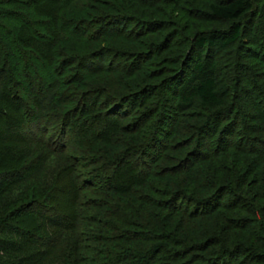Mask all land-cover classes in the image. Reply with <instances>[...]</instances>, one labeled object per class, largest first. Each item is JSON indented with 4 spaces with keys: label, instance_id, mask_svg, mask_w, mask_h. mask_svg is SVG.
Returning a JSON list of instances; mask_svg holds the SVG:
<instances>
[{
    "label": "rangeland",
    "instance_id": "rangeland-1",
    "mask_svg": "<svg viewBox=\"0 0 264 264\" xmlns=\"http://www.w3.org/2000/svg\"><path fill=\"white\" fill-rule=\"evenodd\" d=\"M144 1L145 7L148 6V11L146 13H139L137 10H126V8L122 7L123 5L127 6L128 0H116L117 10L122 11L124 8V14H128L132 21L135 20L138 22L136 26L134 23L130 22V26L128 27L130 28L129 30L132 28V36L129 37H132L133 40L128 41L126 40L127 38L112 39L110 35V39L105 41L106 39L96 32L94 34L96 37L74 40L68 38L65 43V46L78 47V49L81 50L79 54L82 55L86 53L83 56L88 55V51L95 53V51L114 47L113 49L118 50L122 57H126L123 63L128 62L127 58L129 55L139 57V59L143 57V59H141V64H137V66L135 64L130 72H128V76L126 74L128 79H126L124 73L119 70V66L116 67L115 63L112 62L113 58L111 61L106 62V60L109 59V56H106L104 60L108 67H105L103 64L102 70L99 71V69H96L98 72L86 73V77L83 81L84 85H80L78 83L81 81V78H83V71L88 69V66L86 63L75 62L74 55L66 51H62V58L64 57V59L60 61V63L56 62V49L59 48V46L56 49L50 47L51 51L47 53L49 58L47 61H54L52 65L48 63L51 67L53 66L52 68L62 69V75L59 79L63 85L60 88H56L57 86H54V83L51 84L55 76L53 72L49 70V65H42V73L41 70L37 68L38 62L34 59L38 56L36 51L33 53L35 57H27V65L22 64L17 70L21 72L25 71L26 74L29 73L31 76L33 72L43 75L45 84H42L43 82L40 84L37 83L38 87L36 88V92L38 94L45 93L51 97L52 93L57 94L58 90H60V92L64 91L68 96L75 94L77 100L66 104V110L70 109V112H73L68 116L65 122L63 121V117L57 120V115L61 116L63 110L61 105H57V103L52 100L53 106L47 109L48 112L46 110L42 114L40 112V107L34 105V112L41 113L42 115L33 116L26 125L23 124L21 127L17 126L19 132L13 130V132L7 133V137H12L22 148L25 147L26 153L31 156L26 160L27 164H30V166L24 170L25 174L27 172L30 174L37 172L41 177L48 174L49 180L56 181L58 177L60 182L56 184V188L59 190L57 191L54 186L48 188V185L43 186V184L37 181L33 182L26 178L19 181V185L14 186V191H12L10 197L5 196L1 199L3 201L9 199L11 205L17 206L16 208L18 210L20 209V211L23 210V212H25L24 214H32L35 217H33V224H35V227L39 224L40 228H44V232H42L45 240L52 243V247H55L54 252H58L59 254L64 244H70L72 247L73 243L77 241V250L79 247L82 249L80 253H77L76 257L80 264H89L90 258L96 256L93 250L101 248L99 247L101 244L97 242H100L99 240H101L102 237L109 236L111 238L118 234L117 231L114 232L112 229H108L110 227H104L106 225H104V223L108 222L109 219L105 216L99 217L96 215L94 211L97 212V209L91 207L89 203L96 198V200H98V198L104 199V197L100 195L96 197L90 195L91 193L89 191L80 188H84L83 183L81 181L78 182V179L84 180V174L86 176L87 174L88 176L93 175V178H95L97 174L102 172L103 167L107 164L106 160L102 161V156L105 155L104 152L101 153L97 151L94 153L91 148H95L96 146L103 147L106 146V144L113 145L112 147L115 146V151L120 152L121 158H119L118 162L115 161L116 165L110 169L111 171L108 175L111 176L114 174L113 176L118 178L123 174V171L127 169V177L121 181L129 184V188L132 189V191H136L135 194L140 193L144 196L152 194V196H156V191L152 189L149 190L148 187L145 189V186L140 183V181L144 179L141 168L142 170L145 169L144 166L147 164V170L150 172L157 171L159 174H162L164 167L167 168L172 165V157L175 155L178 154L185 159L189 157V155L193 157L196 153H200L196 155L203 157L207 155V150L214 147L217 143V141H211L213 140V133L203 130V126L212 119L210 112L201 111L202 113L200 112L201 114L199 115H197V113H195V115L190 114V112L185 113L179 117V120L176 118L178 115L177 113L175 114L176 116L170 119V126L168 127L169 132L166 137L167 141L162 140L161 143L156 146L153 150L154 155H152L151 158L148 157L145 159L143 164H140V167L132 163L122 165L123 160L130 162L134 159L133 155H131V151H133L134 148L130 145L129 140L133 134H136L140 125L141 131L148 132L150 124L157 118H161L163 112L165 113L168 111L165 110L166 107L167 109H173V105L178 100L179 86L182 91L191 83L193 75L189 63L191 60H194V57H189L188 60L187 56L191 53L193 38L195 39L196 36L213 32L215 37H218V40L215 42L216 45L221 46L223 40L221 37L222 34L219 32L229 29L231 25V23L216 21L209 14V5L218 0ZM252 2L254 4V11L252 15H250V19L252 20L251 23L253 22L254 24L252 25V32L250 30L245 31V37L243 38L245 48L250 46L252 40L259 41V43L261 40L264 41V0H252ZM34 6L37 13L35 18L45 22L46 25L45 27L41 24L38 26L36 25V28L40 29L45 35L42 36L38 34V42H35V44H41V42L45 40L46 44L48 43V47L51 46L50 44L54 45L56 39L58 40V35H55L52 30L60 26L63 19L75 20L77 24L83 23L82 25L86 26L93 21L91 13L95 14L99 11H94V8L97 9V7H100L99 0H38L36 3L34 2ZM138 7L140 9L144 8L139 5ZM21 9L28 15L32 10H28L24 7H21ZM112 11L111 9L108 12ZM96 15H100V13L98 12ZM16 20L17 23H12V26L16 28L17 35L20 36V32H23L24 42L25 38L28 37L26 41L30 43L33 40L30 35L31 31L36 28H31L28 24L29 22L24 19L17 17ZM155 21L156 23L160 22L161 25L155 29L150 28L149 23H155ZM143 24H147V26L141 27ZM244 24L249 26L247 20ZM128 28L124 29V32L128 30ZM255 31H258V33ZM45 36H47V39H45ZM20 38L22 37L20 36ZM26 44L27 43H25V45ZM4 47L9 51V44L0 45L3 52L5 51ZM30 48H33V50L36 49V47L32 45ZM67 50L70 51V49ZM219 54H221L220 59ZM191 56H193V54H191ZM100 58L103 57L101 56ZM215 59L221 60L222 72L220 75L229 80L230 87L233 90L232 92L236 91L237 94L236 95L234 92V98L228 97V108L230 110L228 109L229 113H227V119L230 117V122L239 119V127L236 128L237 133L234 135L233 140L242 137L246 139V136L249 138H260V134L257 133L256 130L262 128V126L264 127V54L262 57H255V55L247 49H242L236 52L229 51L226 54L217 52V58ZM92 60L100 62L97 58ZM46 62L39 61V63ZM96 62L93 63L96 65ZM111 65L113 66L110 67ZM188 67L189 69H187ZM183 70L187 71L183 73ZM181 71L184 75L181 76L180 74V77H177V74ZM21 78L23 77L21 76ZM177 79L183 80L177 83ZM147 88L152 92L151 94L145 92ZM158 88L162 89L158 91ZM110 95L118 98H113L115 100L110 99L112 103L110 100H107V98L109 99L107 96ZM161 101L164 102L162 105L163 108L156 107ZM2 105L9 113V119L7 121H11L12 124H17L16 120L18 119L14 117L17 114L18 104L15 102L8 103L3 100ZM132 107L133 110L131 109ZM215 112H217V110ZM146 113H149L148 116L145 115ZM142 117H145V119L142 120L143 123L140 121V123L137 124V121L141 120ZM227 119L220 121L216 125V127H218V132L215 134L214 139L220 131L223 132L225 130L224 132H227ZM227 140H229V138H227ZM227 150L230 152L229 156L226 157L225 155H221L223 150H219L198 166V169L210 175L217 174L214 180L220 184L221 179L219 176L222 175V172L228 170V175L231 172L230 168L224 164L227 165L232 159L235 163L236 170L240 169L238 165H242V168L246 165L249 167L248 173L250 174L247 175L245 179L240 177L238 182H245V187L250 190L257 188L260 177L256 174L255 170H259L260 172L261 169H264V158H261L263 154L261 152H251L241 157L243 154H240L239 150L234 149L230 144ZM209 151L212 152L211 150ZM258 154L260 155L258 156ZM72 164L73 166L75 165L74 171H70L73 168ZM70 166L72 168H70ZM63 167L69 168L67 170L70 173H62L59 169H63ZM74 174H77L78 177L79 174L81 175L79 178L76 177V183L72 179H75ZM163 178H165V180L168 178V180L172 181L171 189L173 191L179 188L178 185L174 186L173 182H186L184 185L189 190L188 195H190V197L194 196L191 194V191H194L191 185L196 186V182H191L184 173H175L171 176L165 175ZM147 179L152 181L155 178L149 177ZM102 183H105V181ZM38 185L43 187L39 190ZM155 185L156 187L164 188L162 184L155 183ZM109 186H112L111 190H109L112 197L108 201L109 204L116 203L114 199L119 195V197L124 195L129 199L134 196V193H131L132 191H125V188H121L122 190H120V188L114 190V183L109 184ZM50 188L51 191H56L50 193ZM36 189H38L39 195L35 192L36 194L33 196V190L36 191ZM154 189H156L155 186ZM202 189L200 188V190L194 191L197 196L203 197L211 194L213 191H216V185L214 182L208 183L205 184ZM30 193L31 196L29 197ZM87 194L89 195L85 198ZM33 197H37L39 202L40 200L44 201L43 203L47 202L45 206L48 207L33 206L28 207L27 211H24L25 207L21 208L20 206L23 205L22 203L28 205L33 203ZM228 200L229 197H225L221 202H227ZM178 205H180V207L183 206L181 208L179 207V210L192 207L190 201L185 202L184 200L179 201ZM104 208H108V206L106 205ZM145 208L147 211L150 209L154 211L158 210L157 207L145 206ZM221 210H224L227 214H234L232 209L221 208ZM205 212L206 211L203 213L201 212V215L195 216L182 215L177 213V211H175V213H169L171 215L170 217L164 214L163 217L165 218V216H167L169 225L172 226V230L176 235L173 234L171 230L169 232L163 231L162 229L154 230L153 235H156V238L153 241L148 243L144 241L139 242H141V244L146 243L145 247L149 251L153 249V245L164 246V248H162L164 250L163 255H171V258H169L171 259L169 260L171 264H204L206 257L204 255H206V251H202L200 247L193 245L199 240L198 237L202 233L207 232L209 234L212 224L216 223L214 227L219 229L222 227L224 228L221 239L226 243L229 242L230 245L233 244L230 240L233 241V235L235 234L231 225L226 223V221L223 220L224 218H221L219 212L216 216ZM237 212L241 213L242 216L248 215L244 208L239 209ZM4 213H6L5 210ZM138 213H141V211H138ZM143 213L146 214L144 211ZM204 213L207 215L205 216ZM131 221L138 222L136 224L138 226L144 224L142 221L136 220V218L131 219ZM217 222L222 224V226ZM44 225L47 227H44ZM133 230L132 225L127 229V231L131 232ZM124 232L125 230L123 233ZM256 233L258 236L257 242H259V244H255L260 246L259 250L261 249L264 251V222L262 223V228H258ZM126 245L131 246L134 245V243L130 241ZM251 245H254V243ZM43 250L44 251L41 252L47 251L46 249ZM183 251L185 253H183ZM255 251H257L255 253L258 254V249ZM242 258L243 256L240 255L234 263L240 262ZM162 260L163 259H161V261ZM159 262L155 264H159ZM249 264L263 263L251 260Z\"/></svg>",
    "mask_w": 264,
    "mask_h": 264
},
{
    "label": "trees",
    "instance_id": "trees-1",
    "mask_svg": "<svg viewBox=\"0 0 264 264\" xmlns=\"http://www.w3.org/2000/svg\"><path fill=\"white\" fill-rule=\"evenodd\" d=\"M36 1L38 0H0V45L9 44V51L6 50V47H4V52L0 48V264H80L76 257L77 253H80L82 249L79 247L77 250V241L73 243L72 247L74 250L70 244H64L61 253L58 254V252H54L55 247H52V243L45 240L43 235L44 228H40L39 224L35 227V224H33L35 217L29 213L24 214L25 212H23V210H18L16 208L17 206L13 204L11 205L9 199H6V201L1 199L5 196L10 197L12 191H14V186L19 185L18 182L26 178L33 182L37 181L43 184V186L48 185V188L53 186L56 188V184L60 182L58 177V180L56 181L49 180L48 174L42 177L37 172H33L32 174L27 172L25 174L24 170L30 166V164H27L26 160L31 156L26 153L25 147L22 148L19 143L12 139V137H7V133L13 132V130L18 131L17 126L21 127L23 124L26 125L33 116L42 115L44 111L53 106L52 100L55 101L57 105L62 106L63 112L61 116L56 114L58 117L57 120L63 117V121L65 122L68 116H70L73 112H70V109L66 110V104L77 100V96L75 94L68 96L64 91L60 92V90H58L57 94L52 93L51 97L45 93L38 94L36 92V88L38 87L37 83L40 84L43 82L42 84H45L43 81V75L33 72V75L31 76L29 73L26 74L25 71L21 72L17 70L18 67L22 66V64L27 65V57L34 58L35 54L33 53L36 51L38 56L34 59L37 60V68L41 70L42 73L43 64L49 65L48 63H50V65H52L54 62L52 60H49V62L47 61L49 59L47 53L48 51H51L50 47L56 49L59 46V48L56 49V62L60 63V61L64 59V57L62 58V51H66L70 52L71 55H74V59L76 60L75 62L86 63L88 66V69L83 71V78H81V81L78 83L80 85H84L83 81L86 77V73L98 72L96 69H99V71L102 70L103 64L105 67H108L106 66L107 63H105L104 60L106 56H109V59H107L106 62L111 61L113 58L112 62L115 63L116 67L119 66V70L122 71L125 78L128 79L126 74L128 76V72H130L135 64L136 66L137 64L140 65L143 57H140L139 59V57L129 55L127 58L128 62L123 63L126 57H122L118 50L113 49L114 47L95 51V53L88 51V55L83 56L86 53H83L82 55L79 54L81 50H79L78 47L65 46V43L68 38H70V40H74L96 37L94 36L96 32L99 33L101 37L105 38V41L110 39V35L112 36V39L127 38L126 40L128 41L133 40L132 37H129L132 36V28L129 30L130 28L128 27L130 26V22L134 23L135 26L138 22L135 20L132 21L128 14H124V8H126V10H137L139 13H146L148 11V6L145 7L144 0H128L127 6L123 5V10L119 11L117 10L116 0H99L100 7H97V9L94 8V11L99 10L98 12L100 15H96L98 12L95 14L91 13L93 16L92 23L83 26V23L77 24V21L75 20L63 19V21L61 19L62 21L60 26L52 30L55 35H58V40H55L54 45L49 43L51 46L48 47V43L46 44L45 40L41 42V44H35V42H38V34L42 36L45 35V33H43L40 29L36 28V25L38 26L41 24L43 27L46 26L45 22L39 21L38 18H35L37 13L34 2L36 3ZM138 5L144 8L140 9ZM21 7L32 10L28 15L22 11ZM111 9L113 11L108 12ZM253 11L254 4L252 0H218L209 5V14L214 20L231 23L229 29L219 32L222 34L221 37L223 40L221 46L216 45L215 42L218 40V37H215L213 32H209L206 35L203 34L196 36L195 39L193 38L191 53L187 56L188 60L189 57H194V60H191L189 63V67L191 68L193 75L191 83L182 91L179 86L178 100L173 105V109H167L166 107L165 110H168L165 112L166 114L163 112L161 118H157L152 124H150L148 132L141 131L140 125L136 134H133L129 140L130 145L134 148L133 151H131V155H133L134 159L130 162L123 160L122 165L132 163L135 166L139 165L140 167V164L142 165L145 159L148 157L151 158V156L154 155L153 150L156 146H158L162 140L167 141L166 137L169 132L168 127L170 126V119L171 117L176 116L175 114L177 113V120H179L181 115L189 112L194 115L195 113H197V115L201 114V111L211 113L212 119H210V122L203 126V130L213 133V140L211 141H217L216 145L209 149L212 152L207 150V155H204L203 157H199L196 154L200 153H196L195 156L193 155L192 157L189 155V157L185 159L183 156H179L177 154L172 157V165L167 168H163V172L161 171L162 174H159L157 171L150 172L147 170L146 164V166H144L145 169L142 170L141 168L144 179H142L140 183L145 186V189L148 187L149 190L152 189L153 191H156L157 195L152 196V194H147L144 196L140 193L135 194L136 191H132V189L129 188V184L121 181L127 177V169L126 171H123V174H121L118 178H115L116 176H113L114 174L111 176L108 175L111 171L110 169L116 165L115 161L118 162L119 158H121L120 152L115 151V146L112 147L113 145L106 144V146L103 147L96 146L95 148H91L94 153L97 151H100L101 153L104 152L105 155L102 156V161L106 160L107 164L105 165L104 163L105 166L103 167L102 172L97 174L95 178H93V175H90V177L88 174L87 176L84 174V180L78 179V182L81 181L83 183L84 188L80 186L78 187L86 189V191L91 193H89L90 195L95 197L97 195L104 197V199L98 198V200H96V198L89 203L91 207L97 209V212L94 211L96 215L99 217L105 216L109 219V226L108 222H105L104 225H106L104 227H110L108 229H112L114 232L117 231L118 234L111 238L109 236L102 237L101 240H99L100 242H97L101 244V246L98 245L101 248L93 250L95 251L96 256L90 258L89 264H91V262L92 264H155L156 262L161 261V259L163 260L159 262V264H171L169 261L171 260L169 259L171 258V255H163L164 250L162 248H164V246L153 245V249L149 251L146 249L145 244L156 238V235H153L154 230L156 231L162 229L166 232L171 230V232L175 234L172 230V226L169 225V219H167V216H165V218L163 217L164 214L170 217L171 215L169 213H175V211L187 216L201 215L200 213H203L204 211H206L205 213L210 215L214 214L216 216L219 212L221 218H224L223 220L231 225L234 230L235 234L233 235V241L230 240V242H233L231 245L229 242L226 243L223 239H221L224 228L222 227L219 229L214 227V224L216 223L212 224L209 234L205 232L198 237L199 240L193 245L200 247L202 251H206V255H204L206 256L204 264H235L234 262L237 261L240 255H242L243 258L236 264H249L251 260L264 264V251L261 249L259 250L260 246L255 244H259V242H257L258 236L256 231L258 228H262V223L264 222V169H261L260 172L259 170H255L256 174L259 175L260 180L258 182V187L254 188V190L247 189L245 187V182H238L240 177L245 179L247 175L250 174L248 173L249 167L246 165L242 168V165H238L240 169L236 170L235 163L232 159L227 165L223 163L225 166L230 168L231 172L229 175L227 174L228 170H224L222 172V175L219 176L221 179L220 184L214 180V177H216L217 174L210 175L203 172L201 169H198V166L204 163L208 157L214 155L219 150H223L221 155H225L226 157L229 156L230 152L227 150L229 144L234 149H238L240 154H243L241 157L251 152H261L263 154L261 158H264L263 126L258 130L254 127L256 132L260 134V138H249L246 136V139L242 137L237 140H233L234 135L237 133L236 128L239 127V119L230 122V117L227 119V113H229L228 111L230 110L228 108V100L230 97H235L234 92L236 94V91L232 92L233 90L230 87L229 80L220 75L222 72L221 60L215 59L217 58V52L226 54L229 51L236 52L242 49H247L249 52L254 54L255 57H262L264 54V41L261 40L259 43V41L251 39L252 42L250 43V46L245 48L244 45L245 42L243 38L245 37V31L250 30L252 32V25L254 23H251L252 20L250 19V15H252ZM17 17L29 22L28 24L31 28H36L31 31L30 35L33 40L30 43L26 41L28 37L25 38L24 42V33L20 32V36L22 37L20 38V36L17 35L16 28L12 26V23H17ZM246 20L248 21L250 27L244 24ZM160 25L161 23H156V21L155 23H149V27L152 29H155ZM146 26L147 24L141 25V27ZM126 28H128V30L124 32V29ZM255 32L258 33V31ZM45 39H47V36H45ZM25 43L27 44L25 45ZM31 45L36 47V49L33 50V48H30ZM67 49H70V51ZM191 54H193V56H191ZM101 56L103 58H100ZM93 57L97 58V60L99 59L100 62L92 60L94 59ZM220 57L221 54H219V59ZM39 61L46 63H39ZM93 62H96V65ZM52 67L50 66L49 70L53 72L55 78L51 84L54 83V86H57L56 88H60L63 85L59 79L62 75V69ZM189 67L187 69H189ZM186 71L183 70V73ZM180 74L181 76L184 75L181 71L177 74V77H180ZM21 76L23 78H21ZM180 79H177V83L183 80ZM160 89L162 88H158V91ZM145 92H148L147 94L152 93L148 88ZM107 97H109L107 100H115L113 98H118L113 95ZM3 100L8 103L15 102L18 104L17 114L14 117L18 119L16 120L17 124H12L11 121H7L9 119V113L2 105ZM163 104L164 102L161 101L156 107L163 108ZM34 105L40 107V112L42 114L34 112ZM131 109L133 110V107ZM216 110L217 112H215ZM148 114L149 113H146L145 115L148 116ZM144 119L145 117H142L141 120L137 121V124ZM224 119H227V132H224L225 130L223 132L220 131L214 139L215 134L218 132V127H216V125L220 121H224ZM227 138H229V140H227ZM259 155L260 154H258V156ZM72 167L70 166V168H72L70 171H74L75 165L73 166L72 164ZM67 169L69 168L63 167V169L59 170L65 174L67 172L70 173ZM175 173H184L191 182H196V186L188 184L191 185L194 191H198L200 188L202 189L205 184L213 182L216 185V191H213L211 194L203 197H199L196 195V192L191 191V194L194 196L190 197V195H188L189 190L184 185L186 182H173L174 186H179L178 189L173 191L171 189L172 181L168 180V178L165 180L163 177L165 175L171 176ZM77 174H74L75 179L70 177L75 181V183L76 179L81 177L80 174L79 177ZM149 177H153L155 179L149 181V179H147ZM104 181L105 183H102ZM113 183L114 190L117 188H120V190H122L121 188H125V191L130 190L132 191L131 193H134L133 198L129 199L124 195L119 197V195L116 199H114L116 203L109 204L108 201L112 198L111 193L109 192L112 186H109V184ZM155 183L162 184L164 188L158 186L157 188ZM154 186L156 189H154ZM42 187L38 185L39 190ZM49 190L50 193L56 191H51V188ZM58 190L59 189H57V191ZM33 191V196L39 192L38 189ZM89 194H87L85 198ZM30 196L31 193L29 194V197ZM225 197H229V200L227 202H221ZM38 200L39 199H37V197H33V203L30 205L22 203L23 205H26H21L20 207H25L24 211H27L28 207L33 206L48 207L45 206L47 203L46 201V203H43L44 201L40 200L39 202ZM181 200H184L185 202L190 201V205H192V207L179 210L180 205H178V202ZM106 205L108 208H104ZM145 206L153 208L157 207L158 210L154 211L150 209L147 211ZM221 208L232 209L234 214H227V212L221 210ZM243 208L248 215L242 216L241 213L237 212L239 209ZM4 210L6 213H4ZM142 210L146 212V214H144ZM138 211H141V213H138ZM205 213L204 215L206 216L207 214ZM134 218L138 221H142L145 225H136L138 222L131 221V219ZM218 224L222 226V224ZM130 225H132L134 229L132 232L127 231ZM44 227L47 226L44 225ZM124 230L125 232L123 233ZM130 241L133 242L134 245H126ZM139 241H144L146 243L141 244ZM253 243L254 245H251ZM43 249H46L47 251L41 252L44 251ZM256 249H258V254L255 253L257 252L255 251ZM183 253L185 252L183 251Z\"/></svg>",
    "mask_w": 264,
    "mask_h": 264
}]
</instances>
